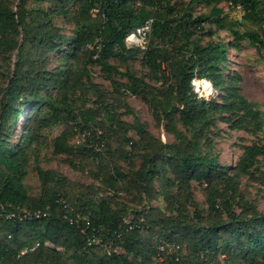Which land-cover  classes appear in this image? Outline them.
<instances>
[{"label":"trees","instance_id":"1","mask_svg":"<svg viewBox=\"0 0 264 264\" xmlns=\"http://www.w3.org/2000/svg\"><path fill=\"white\" fill-rule=\"evenodd\" d=\"M26 1L12 7L0 0V207L46 214L0 219V264H264V211L240 190L242 177L264 186V136L243 144L231 164L215 148L219 121L255 136L262 130L263 111L242 92L241 75L224 68L228 47L238 49L244 39L264 56V0H226L241 6L240 22L250 25L230 27L228 40L218 33L225 27L220 8L192 13L197 3L220 0H33L35 7ZM58 18L73 25L71 34ZM146 18L154 20L146 50L127 49L132 20ZM126 49L141 54L146 79L129 71L124 82L113 78L118 70L109 59L124 58ZM90 64L117 92L122 86L141 98L173 141L136 117L120 119L108 104L102 113L81 107L70 92L84 85L81 71ZM194 77L210 79L216 96L197 99ZM113 101L127 106L119 94ZM62 120L68 128L52 138V151L70 152V133H86L81 155L99 186L38 164L41 130ZM133 158L136 166L119 164ZM30 166L38 195L23 184ZM192 182L203 185L206 208ZM154 200L162 204L150 205Z\"/></svg>","mask_w":264,"mask_h":264},{"label":"rangeland","instance_id":"2","mask_svg":"<svg viewBox=\"0 0 264 264\" xmlns=\"http://www.w3.org/2000/svg\"><path fill=\"white\" fill-rule=\"evenodd\" d=\"M19 1L20 0H9V3L12 7H15ZM180 1H182L181 4L186 5L188 0ZM26 5L35 7L37 6V2L27 0ZM213 6L220 8L222 11L221 15H225V27L223 29H218L219 35L223 37L224 40L231 39V35L229 36L228 34L230 32L229 28L232 26H236L240 31L250 29V25L242 24L240 22L243 12L240 8L241 6H234L226 0H220L218 2L213 1L210 3H197L192 13L194 16H199L200 14L207 15ZM55 21L58 25L63 27V31L66 34H71L73 27L71 23L66 22L63 18L55 19ZM202 21H204L202 24L206 26V28H215L214 24L207 23L204 19ZM137 23L138 22L133 19L131 27L135 26ZM199 34L201 35V33ZM199 34L197 36H199ZM210 37L211 36L204 35L202 40L206 41ZM150 38H152L151 34L148 36V41H150ZM212 38L215 39L217 37L215 35ZM135 47L140 48V46H132L127 47V49H134ZM127 49L125 50L124 58L112 56L109 59L113 66L118 70V73H114L113 78L118 82H124L126 80L124 72L129 71L134 72L138 76H144L146 79L147 75H144L146 67L141 63V54L135 50L128 51ZM227 50V65H225L224 68L225 73H231L233 71L238 72L241 75L239 85L242 92L248 97V99L256 102L258 107L263 111L262 130L257 136L251 134L246 129L233 128L230 126L229 122H218L219 133L216 137L215 148L220 153L221 162H228V164H231L235 162L237 156L241 153V146L243 144L250 143L258 137L262 138V136H264V56L262 55L261 50H258L253 43L246 39L239 41L238 49L229 46ZM54 55H58V51L54 53ZM15 58V53H13L11 65ZM59 61H61V58L55 59V62ZM72 68H74V65H72ZM76 68L74 70H76ZM81 79L84 80V85L81 88H76L70 92L71 96L77 97V100L82 105L81 107L98 108L102 113L105 112L104 107L108 104V108H110L108 109L109 112L118 113L120 119L132 123L136 117L140 122L146 124V128L153 135L161 138L165 142L173 141L174 138L172 134L164 129L163 123L157 124L154 121L147 104L138 96H135L128 91H123L122 86L117 92L115 90V85L105 77L99 65H88L86 72L81 71ZM118 94L121 99L126 102L127 106L121 104L117 105L116 102L113 101V98H116ZM74 106H76V104H74ZM27 108L28 107H26L24 113L17 118L16 125L19 128L21 127ZM95 117L97 118L98 115H95ZM66 128L68 127L64 120H62L41 130L42 143L39 146L38 164L43 168L54 169L60 175L70 180L81 182L83 184H92L95 187L99 186L100 182L90 175L91 169L86 157L81 155L83 150L82 147L87 146L86 133L78 132L73 129L75 133H70L66 139V144L70 146L71 151L61 153H55L52 151V138L59 135ZM101 131L102 130L99 128L96 129L97 133H100ZM128 135L135 137L134 130L130 129ZM138 163V158H133L130 161L121 160L119 162V164L124 167H127L129 164L136 166ZM124 171H126V169H124ZM23 184L29 194H39V179L33 166L29 167L28 173L23 178ZM192 188L196 199L201 203L200 205L206 208L207 206L204 204L205 191L203 185L192 182ZM240 190L245 195H251L254 197L257 200L258 208L264 211L263 185L254 180H250L247 177H242L240 181ZM125 197L127 198V195ZM151 204L158 205L162 203L159 200H154L150 205ZM116 249L119 250L118 247Z\"/></svg>","mask_w":264,"mask_h":264},{"label":"built area","instance_id":"3","mask_svg":"<svg viewBox=\"0 0 264 264\" xmlns=\"http://www.w3.org/2000/svg\"><path fill=\"white\" fill-rule=\"evenodd\" d=\"M149 19H152L153 20V18H146L140 24L135 25L130 30H128L127 33L124 36V43H125V38L126 37H128L130 34L136 33V29L137 28H142L148 22ZM151 26H152V24L150 25L147 33L144 34L145 37H146V39H145V41L142 42L143 43V47H142L141 43H137L136 41H128V45L126 46V43H125V46L126 47L140 46L141 49H146L147 44H148V36L151 33ZM193 79L199 80L200 78L194 77ZM193 79L191 80V83H192ZM192 86H193V90L195 91V87H194L193 83H192ZM215 92H216V90H215ZM45 214H46V211L44 212V211L39 210V209L38 210H35L33 212H30V211H28L26 209H23L22 212L16 213L13 210H5L3 207H0V219L1 218H14V217H18L19 219H24V218H30L32 216L39 217V216L45 215ZM69 221H70V223H72L75 220L72 219V218H69ZM92 240L94 241V239H92ZM26 250H27V248H23L21 250V253L26 252Z\"/></svg>","mask_w":264,"mask_h":264},{"label":"clouds","instance_id":"4","mask_svg":"<svg viewBox=\"0 0 264 264\" xmlns=\"http://www.w3.org/2000/svg\"><path fill=\"white\" fill-rule=\"evenodd\" d=\"M152 23H154V20L149 19L148 22L142 28L136 29V33L130 34L128 37H126L125 38L126 46L128 45V41H136L137 43H141L143 47L142 42L145 41L146 39L144 34L147 33ZM192 83L197 93V99L210 101L216 95L215 92L216 89L214 88L213 83L210 79L207 78H201L199 80L193 79Z\"/></svg>","mask_w":264,"mask_h":264}]
</instances>
